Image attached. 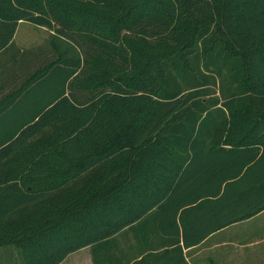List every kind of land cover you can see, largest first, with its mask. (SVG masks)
I'll return each instance as SVG.
<instances>
[{
  "label": "trees",
  "instance_id": "obj_1",
  "mask_svg": "<svg viewBox=\"0 0 264 264\" xmlns=\"http://www.w3.org/2000/svg\"><path fill=\"white\" fill-rule=\"evenodd\" d=\"M23 19L52 29L55 57L0 96V160L69 127L4 169L0 249L18 248L17 264H57L148 220L174 242L179 207L196 239L264 208V0H0V49ZM54 76L51 98L11 109ZM120 157L117 176L70 203L88 170Z\"/></svg>",
  "mask_w": 264,
  "mask_h": 264
},
{
  "label": "crops",
  "instance_id": "obj_2",
  "mask_svg": "<svg viewBox=\"0 0 264 264\" xmlns=\"http://www.w3.org/2000/svg\"><path fill=\"white\" fill-rule=\"evenodd\" d=\"M24 22L33 24L30 30H40L42 37H34L33 41L25 45L18 42L17 28ZM17 26L11 41L0 49V96L19 84L35 67L55 57L50 42L52 29L25 19L19 20ZM59 80L60 76H54L51 80L39 82L34 89L23 94L26 100L22 103L20 100L15 101L11 109L19 106L24 107L22 111H26L29 107L44 103L52 97ZM0 123L1 127L8 126L5 120H0ZM188 205L187 220L197 222V210L191 208V204ZM183 210L182 207L181 212L179 207L175 213L179 230L174 242H170L167 233L158 232L159 227L154 220H148L146 226H140L139 230L125 227L112 234L107 242L93 251L90 244L71 251L57 264H264V230L258 227L264 219V208L216 228L200 239L192 234L183 236L180 225V217H184ZM216 212L208 213L209 222L224 220L225 216ZM163 217L170 219L168 216ZM234 225H238L237 235L229 233Z\"/></svg>",
  "mask_w": 264,
  "mask_h": 264
},
{
  "label": "rangeland",
  "instance_id": "obj_3",
  "mask_svg": "<svg viewBox=\"0 0 264 264\" xmlns=\"http://www.w3.org/2000/svg\"><path fill=\"white\" fill-rule=\"evenodd\" d=\"M31 26V27H28ZM33 24L24 22L19 25L16 33V40L25 45V43H30L33 41L34 37L41 38L42 33L40 30L35 29L36 31H32ZM25 37H27L25 39ZM28 45V44H26ZM69 124L67 123H55L46 128L43 131L36 133L31 138H29L28 142L19 148L15 153H13L10 157V161H17L20 159H30L33 156H37L38 152L42 150H48L50 148L51 143H53L54 138L57 135L62 134ZM9 160L2 159L0 160V185L2 184L3 172ZM121 160V161H120ZM123 157H120L118 160V165H99L97 167L91 168L88 170L80 180L77 181L75 187H73V200L70 202L71 204L79 203L83 200V196L90 195L98 191L99 189L104 187V184L110 180L112 176H117L120 172L119 168L122 167ZM122 173V172H121ZM68 199V198H67ZM66 199V200H67ZM67 202V201H66ZM238 225H234L229 230L230 234H238ZM261 228V231L264 230V219H262V223L258 225ZM12 249L11 251H8ZM14 245L3 246L0 249V261L5 264L10 261L19 262L21 255ZM5 251V252H4Z\"/></svg>",
  "mask_w": 264,
  "mask_h": 264
}]
</instances>
